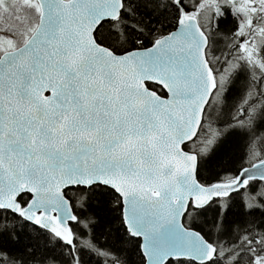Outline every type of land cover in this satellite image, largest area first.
Here are the masks:
<instances>
[{"label": "snow or ice", "instance_id": "1", "mask_svg": "<svg viewBox=\"0 0 264 264\" xmlns=\"http://www.w3.org/2000/svg\"><path fill=\"white\" fill-rule=\"evenodd\" d=\"M0 264H264V0H0Z\"/></svg>", "mask_w": 264, "mask_h": 264}]
</instances>
